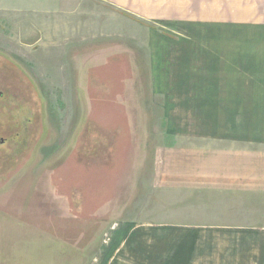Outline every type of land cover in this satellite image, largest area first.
<instances>
[{
	"label": "rangeland",
	"instance_id": "374dc122",
	"mask_svg": "<svg viewBox=\"0 0 264 264\" xmlns=\"http://www.w3.org/2000/svg\"><path fill=\"white\" fill-rule=\"evenodd\" d=\"M209 9L205 0H0V51L35 80L45 119L44 126L31 91L36 113L28 115L14 96L11 107H0V176L9 179L0 182V264H172L167 234L181 232L172 231L178 214L167 212L165 198L150 189L154 154L202 137L207 145L264 149V14H255L253 24L239 16L236 26L220 27ZM120 45L132 51L125 54ZM81 47L75 86L72 50ZM134 51L150 76L140 81L143 158L125 145L112 153L113 139L107 149L92 150L104 158L88 169L94 191L85 210L71 193L80 183L69 182L85 168L82 146L94 143L95 132L87 133L84 123L118 124L105 110L130 101L137 85ZM195 96L211 113L199 125L183 123L199 107ZM16 181L27 183L17 188ZM28 207L43 214L32 218ZM24 235L38 236L34 253ZM136 246L147 248L135 253ZM52 257L58 263L48 262Z\"/></svg>",
	"mask_w": 264,
	"mask_h": 264
},
{
	"label": "crops",
	"instance_id": "0c3cea01",
	"mask_svg": "<svg viewBox=\"0 0 264 264\" xmlns=\"http://www.w3.org/2000/svg\"><path fill=\"white\" fill-rule=\"evenodd\" d=\"M205 1L210 5L208 18L220 27L236 26L238 20H242L239 16L247 17L245 22L253 24L255 14H264V0ZM112 11L121 15L119 8ZM234 17L235 20L230 22ZM89 46L93 45L84 48ZM120 47L125 52L132 51L124 45ZM82 48L72 50L75 86L78 83L76 61ZM105 49L110 48L105 46ZM133 54L142 70L136 74L140 83L143 77L150 76L145 73L137 52ZM144 89L141 88L140 99L145 110ZM195 99L199 107L183 116V123L199 125L205 113H211L205 112V107L200 105V97L195 96ZM254 106L243 105L251 109ZM222 123L231 124L226 120ZM198 141V144H185L173 149L166 147L161 153L154 154L150 189L156 196L165 198L169 208L167 212L178 214L172 217L175 222L172 231L181 232L167 234L168 262L264 264V149L207 145L205 137ZM177 204L181 206L176 207ZM143 248L147 247H134L135 253H142Z\"/></svg>",
	"mask_w": 264,
	"mask_h": 264
},
{
	"label": "trees",
	"instance_id": "16d2710c",
	"mask_svg": "<svg viewBox=\"0 0 264 264\" xmlns=\"http://www.w3.org/2000/svg\"><path fill=\"white\" fill-rule=\"evenodd\" d=\"M124 53L127 54L128 52L124 51ZM5 58L9 59L8 57H5ZM9 60L12 62L13 68H18L20 70L21 67L14 60H11V59H9ZM21 70H22V68H21ZM139 71H140V67L137 63V68L135 70L134 75L136 76L137 72H139ZM14 74L20 78L21 82L26 83V86L28 88L27 91L29 94V98L31 97L30 93H32L35 96H37V94H38V100L35 102V104H38L40 107L39 110H40L41 116H42L41 119L43 120V124L45 126V119H44V114H43V104L40 101L39 92H38V89H37L35 82L25 72L24 69H23L22 73L16 72ZM136 78H137V85L134 86L133 92L132 91L128 92L129 98L131 101L125 102L127 104H126V106H123L122 108L115 109L113 106V107H111L110 110H105L106 115H109L111 118H117V120L119 121L118 124L113 121L114 119L104 120L105 123H103V124L90 123V122L84 123L86 130H87V133L90 130H93L95 132V134L93 136L92 135L91 136H92V138H94V143H97V146H94L93 142L91 143V145H83L82 146L81 153H82L83 158L85 160V162H84L85 168L75 170V174L73 176V179L69 182L71 183V185H74L75 183H80L77 187H74V188L72 187L73 191L71 193L73 194L75 200L76 199L83 200V201H81V205H82V207H84L85 210H87L89 207V204L86 201V199L90 198L92 196L93 191H94V187H90V184H89L90 178H93V177L90 176L88 169H90V166L91 167H96V166L98 167L100 162L104 158L103 155L96 154L94 151L92 152V150L100 152L101 150L107 149L109 147L108 140L113 139V140L118 141V142L114 145V147L111 148L113 151L112 153H116L117 148L122 149L121 146L125 145V146L132 147V148H138L140 150V153H141V158H143V154H144L143 146L145 143V135H144L143 129H144V126L146 125V121H145V115L146 114H145V110L143 109V107L140 104V102H141L140 101L141 87L139 85L140 83L138 82L139 78L137 76H136ZM34 88H35L36 92H34ZM17 90H21V89L18 88V86H17ZM43 124H41V126ZM76 126L74 128V132H76L77 127H78V126L77 127ZM46 129L48 130V128H46ZM34 134H36L35 131L30 137L32 138V136ZM125 136H126V138L123 139ZM127 138L129 140H132V143H133L132 146L129 145L128 141L126 140ZM31 141H32V139L30 140V142ZM122 141L124 143H122ZM23 153L20 156L22 163L28 157V152L26 154H23ZM125 153H126V155H129L128 151H125ZM130 155H132L131 152H130ZM94 160L96 161V163L92 164L91 162H94ZM96 169L99 170V168H96ZM9 170L10 169H7V171H9ZM76 172H80V177L76 176ZM7 180H9L7 175L4 178L2 177V175L0 176V182L1 183L6 182ZM95 181H97V180H95ZM19 182L20 181H16L17 188H19L22 185H24L25 183H27V181H25L24 184L19 185ZM86 182H88V183H86ZM4 185H6L7 187L11 186L10 182L7 184H4ZM95 191H98V190H95ZM95 196H99V194L95 193ZM27 197H29V196H27ZM75 203L77 204L78 201H75ZM44 204L51 205L50 202H45ZM78 205H76V207ZM38 206L39 205H36L37 209H39ZM76 207H75V205H73V208H76ZM26 209L29 210L30 217H32V218L38 217V213L40 215L43 214L42 211L38 210V212H37L34 208L29 209V207H28ZM79 231H81V230H79ZM6 234H9V233H6ZM9 235H11V234H9ZM35 235L36 234H33V237ZM21 237L22 238H20V239L24 240L23 242L26 243V245H25V246H27L26 249L28 251L34 253V251H32L33 250L32 246L38 245V243H37L38 236H37V238L36 237L31 238L28 235H24ZM34 239H36V240H34ZM31 240H33V241H31ZM88 241H89V239H87V242ZM19 242H20L19 238H18L17 242H13V244L17 243L15 246V249H17L18 245L21 246ZM30 252L26 253V255L29 257H30ZM16 253H20V255H25V250L19 251ZM58 253H59V250H58ZM58 253H57V255H58ZM51 260H53L54 262H57V261H55V259L53 257L51 259H49L48 262H51ZM17 262H19V261H17Z\"/></svg>",
	"mask_w": 264,
	"mask_h": 264
},
{
	"label": "flooded vegetation",
	"instance_id": "af4514ba",
	"mask_svg": "<svg viewBox=\"0 0 264 264\" xmlns=\"http://www.w3.org/2000/svg\"><path fill=\"white\" fill-rule=\"evenodd\" d=\"M5 57H8L11 60H14L21 68V64L17 61V59L13 58L10 54L5 53L3 50L0 51V58L4 59V62H0V72L7 73L8 75H4L0 73V107L2 109H5L7 106H12L15 102L14 100L12 102H9V99L13 96L15 99H17L24 110L27 112L28 115L34 114L35 109L30 108L29 105V95L27 91V86L25 82H21L20 78L17 77L14 73L23 72V68L21 70L18 68H13L12 62L9 59H6ZM20 88L21 90H17ZM18 93V94H17ZM16 94V95H15ZM26 97V98H25ZM21 107V108H22ZM4 111H0V114H3ZM14 117H19L18 115H14ZM31 118L28 119V122H30Z\"/></svg>",
	"mask_w": 264,
	"mask_h": 264
},
{
	"label": "water",
	"instance_id": "95a60500",
	"mask_svg": "<svg viewBox=\"0 0 264 264\" xmlns=\"http://www.w3.org/2000/svg\"><path fill=\"white\" fill-rule=\"evenodd\" d=\"M130 101H131V100H130ZM128 102H129V101H128ZM126 104H127V103H126ZM112 107H113V106H112ZM116 107H117V108H121V105H114V108H115V109H116ZM77 124H78V122H77ZM77 124H76V125H77Z\"/></svg>",
	"mask_w": 264,
	"mask_h": 264
}]
</instances>
